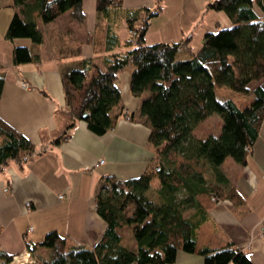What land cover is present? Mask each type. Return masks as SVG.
<instances>
[{
	"label": "trees",
	"instance_id": "16d2710c",
	"mask_svg": "<svg viewBox=\"0 0 264 264\" xmlns=\"http://www.w3.org/2000/svg\"><path fill=\"white\" fill-rule=\"evenodd\" d=\"M83 1L14 0L6 37L41 43L40 21L47 25L68 10L73 17L85 19ZM154 1L153 6L126 7L123 0H96L100 18L88 41L96 54L103 55V65L94 57L83 58L63 72L62 83L67 126L84 119L91 131L103 134L124 111L118 78L133 67L131 91L142 96L139 111L150 126L156 156L138 176L104 177L96 193V208L107 226L95 244L49 230L38 244L49 248L50 256L38 258L36 264H166L175 261L179 249L203 254L206 264H254L233 242L199 246L197 227L211 197L245 199L234 187L226 190L221 183L209 184L205 172L212 168L220 182L226 181L220 165L227 157L245 164L259 136L264 87L252 82L264 79V14L255 10L258 2L264 12V0H209L204 12L223 10L232 24L206 32L198 50L192 48L190 35L178 41L146 42L151 19L165 6L164 0ZM59 33L63 38L59 54L80 56L83 43ZM34 59L30 47L14 46L15 64ZM4 82L0 73V100ZM218 86L253 97L241 106L232 97L220 99ZM213 113L222 118L221 132L194 137V129ZM0 135L4 136L1 170L13 162L24 164L36 152L35 143L1 116ZM153 188L156 197L151 194ZM125 228L132 230L135 248L124 244ZM13 254L0 246V264H10Z\"/></svg>",
	"mask_w": 264,
	"mask_h": 264
},
{
	"label": "crops",
	"instance_id": "0c3cea01",
	"mask_svg": "<svg viewBox=\"0 0 264 264\" xmlns=\"http://www.w3.org/2000/svg\"><path fill=\"white\" fill-rule=\"evenodd\" d=\"M208 1L164 0L162 12L151 19L146 42L178 41L190 35L192 48L198 50L206 32L232 24L223 10L204 12ZM123 2L126 7L155 3ZM82 7L85 19L73 17L68 10L47 25L40 21L44 40L34 43L28 37H6L15 11L14 0H0V73L5 76L0 116L36 145V152L24 164L13 162L0 169V246L12 254L30 247L38 258H49L50 249L38 243L53 229L76 242L95 244L107 226L96 208V193L104 177L138 176L156 156L150 126L139 111L142 96L131 91L133 67L121 72L118 78L122 107L131 119L122 113L117 124L103 134L91 131L84 119L67 126L63 72L88 57L103 65V55L96 54L93 43L88 41L100 17L96 0H84ZM255 10L264 14L258 2ZM59 32L83 43L80 56L59 54L63 40ZM15 45L30 47L36 59L15 64ZM20 79L27 80L29 88L22 87ZM257 84L264 87V79L252 82V86ZM101 157L105 158L104 163L95 166ZM220 169L227 180L220 182L209 168L205 172L207 182L221 183L226 190L234 187L245 199H208L205 217L197 227L198 245L215 247L233 242L248 253L254 264H264V120L247 162L240 164L227 157ZM60 194L65 196L61 198ZM29 225L34 228L28 232ZM133 244L136 246V241ZM166 264L206 263L203 254L179 249L175 261Z\"/></svg>",
	"mask_w": 264,
	"mask_h": 264
},
{
	"label": "rangeland",
	"instance_id": "374dc122",
	"mask_svg": "<svg viewBox=\"0 0 264 264\" xmlns=\"http://www.w3.org/2000/svg\"><path fill=\"white\" fill-rule=\"evenodd\" d=\"M100 18V17H99ZM122 36L125 37L128 33L125 28L121 29ZM217 95L220 99H223L225 97H232L236 100V102L243 106L250 102L251 97H253L250 94L241 93L239 91H236L232 88L225 87V86H218L217 89ZM249 100V101H248ZM222 118L219 113H213L207 120H205L203 123L198 125L193 132L194 137H203L210 133H213L215 135H218L222 130ZM4 140V136L0 135V143H2ZM208 179L210 180L211 175L210 171L207 172ZM214 175V174H213ZM159 180L158 178H155L153 181L154 186L158 184ZM151 194L156 197L155 189H151ZM182 195H184L182 193ZM133 241H136V239L133 236L132 230L130 228H125L124 230V244H128L135 248V244H133Z\"/></svg>",
	"mask_w": 264,
	"mask_h": 264
},
{
	"label": "built area",
	"instance_id": "2783aa9c",
	"mask_svg": "<svg viewBox=\"0 0 264 264\" xmlns=\"http://www.w3.org/2000/svg\"><path fill=\"white\" fill-rule=\"evenodd\" d=\"M19 83L22 87L24 88H29V82L25 79H20ZM123 116L127 119H131L130 113L128 110H124ZM105 158L101 157L96 163L95 166H98L102 163H104ZM86 169H89V167H86ZM61 198L64 197V194L59 195ZM30 202L27 203L29 205ZM34 226L29 225L28 226V232L33 230ZM264 232V229H263ZM27 238V237H26ZM38 262V256L37 254L30 248H26L22 251L16 252L12 255V258L10 259L9 263L10 264H36Z\"/></svg>",
	"mask_w": 264,
	"mask_h": 264
}]
</instances>
